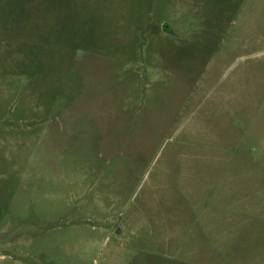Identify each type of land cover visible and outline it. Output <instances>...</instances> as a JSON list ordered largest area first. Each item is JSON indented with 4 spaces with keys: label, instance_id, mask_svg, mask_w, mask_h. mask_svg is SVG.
<instances>
[{
    "label": "rangeland",
    "instance_id": "374dc122",
    "mask_svg": "<svg viewBox=\"0 0 264 264\" xmlns=\"http://www.w3.org/2000/svg\"><path fill=\"white\" fill-rule=\"evenodd\" d=\"M0 264H264V0H0Z\"/></svg>",
    "mask_w": 264,
    "mask_h": 264
},
{
    "label": "flooded vegetation",
    "instance_id": "af4514ba",
    "mask_svg": "<svg viewBox=\"0 0 264 264\" xmlns=\"http://www.w3.org/2000/svg\"><path fill=\"white\" fill-rule=\"evenodd\" d=\"M163 28H165V31H166V29L168 28L167 26H165V27H163Z\"/></svg>",
    "mask_w": 264,
    "mask_h": 264
},
{
    "label": "water",
    "instance_id": "95a60500",
    "mask_svg": "<svg viewBox=\"0 0 264 264\" xmlns=\"http://www.w3.org/2000/svg\"><path fill=\"white\" fill-rule=\"evenodd\" d=\"M165 28H163V30H164Z\"/></svg>",
    "mask_w": 264,
    "mask_h": 264
}]
</instances>
